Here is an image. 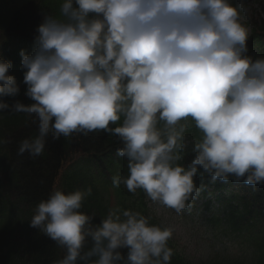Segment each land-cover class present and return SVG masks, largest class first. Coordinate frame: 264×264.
I'll use <instances>...</instances> for the list:
<instances>
[{"label":"clouds","instance_id":"obj_1","mask_svg":"<svg viewBox=\"0 0 264 264\" xmlns=\"http://www.w3.org/2000/svg\"><path fill=\"white\" fill-rule=\"evenodd\" d=\"M248 12L245 0H60L58 16L42 10L31 52L19 51L31 103L16 99L12 62L0 59V113L37 125L17 155L42 156L49 138L110 133L128 169L113 187L178 215L217 181L264 185V55L249 54ZM91 193L55 188L33 209L30 227L64 249L53 264H171L174 227L119 205L95 222L81 210Z\"/></svg>","mask_w":264,"mask_h":264},{"label":"trees","instance_id":"obj_2","mask_svg":"<svg viewBox=\"0 0 264 264\" xmlns=\"http://www.w3.org/2000/svg\"><path fill=\"white\" fill-rule=\"evenodd\" d=\"M257 1L260 5L257 18L242 22L249 28L250 44L264 55V0ZM232 2L235 4L237 0ZM59 4L60 0H0V59L12 62L10 73L21 88L16 99L24 103L31 101L23 94L19 51L31 52L42 10L58 16ZM192 133L197 135L194 128ZM36 134L37 125L26 114L0 113V138L10 141L0 145V264H53L63 257V248L29 225L36 204L55 188L67 193L91 187L92 193L81 210L95 214V222L112 207L102 192L106 187L115 194V205L150 215L142 195L133 198L123 184L118 188L110 185L114 175L128 174L126 160L116 155L122 146L117 136L99 131L87 135L74 133L57 141L49 138L42 156L31 158L27 153L18 156L19 142ZM71 152L83 156L68 158ZM208 179L197 177L196 183L207 184ZM208 186H212L210 193L223 206L214 220L221 221L226 231L235 234L246 250L243 256L235 258L216 253L206 264H264V185L253 187L230 180ZM150 216L151 223L162 224ZM168 244L174 250L171 264H193L177 251L173 241Z\"/></svg>","mask_w":264,"mask_h":264},{"label":"rangeland","instance_id":"obj_3","mask_svg":"<svg viewBox=\"0 0 264 264\" xmlns=\"http://www.w3.org/2000/svg\"><path fill=\"white\" fill-rule=\"evenodd\" d=\"M245 3L249 12L246 16L242 14V21L249 18L256 19L257 14L260 13L258 1L245 0ZM248 48L250 55H259V49L252 47L249 41ZM73 156L80 157L83 154L71 152L68 158ZM124 188L126 189L125 186ZM139 191L142 190H138L133 196L139 194ZM102 192L105 195V201L113 206L115 196L111 189L106 187V189H102ZM142 194L147 212L156 217L163 225L174 227L175 231L171 241L177 251L193 264H206L210 258L216 256V253L233 258L243 256L246 250L244 243L235 234L226 231L221 225V221L214 220L218 209H222L223 206L211 194L201 193L191 213L185 212L180 215L176 214L174 210L152 204L143 191Z\"/></svg>","mask_w":264,"mask_h":264}]
</instances>
